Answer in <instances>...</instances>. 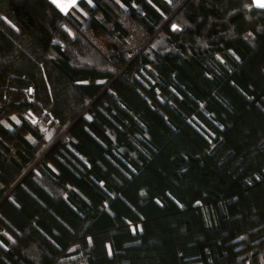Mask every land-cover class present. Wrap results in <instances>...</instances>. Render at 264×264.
<instances>
[{
	"label": "trees",
	"instance_id": "obj_1",
	"mask_svg": "<svg viewBox=\"0 0 264 264\" xmlns=\"http://www.w3.org/2000/svg\"><path fill=\"white\" fill-rule=\"evenodd\" d=\"M78 6L0 0V264H264V9Z\"/></svg>",
	"mask_w": 264,
	"mask_h": 264
},
{
	"label": "built area",
	"instance_id": "obj_2",
	"mask_svg": "<svg viewBox=\"0 0 264 264\" xmlns=\"http://www.w3.org/2000/svg\"><path fill=\"white\" fill-rule=\"evenodd\" d=\"M32 95V93H30V96ZM31 103L32 106H30L26 112H25V118L27 119V121L30 123L31 126L35 127V126H43L44 128H49L50 125L52 124L53 120L52 118H50L49 121L46 120L47 117H49L47 112H44L42 115H39L37 113V111L34 108L35 105V100L31 99Z\"/></svg>",
	"mask_w": 264,
	"mask_h": 264
},
{
	"label": "rangeland",
	"instance_id": "obj_3",
	"mask_svg": "<svg viewBox=\"0 0 264 264\" xmlns=\"http://www.w3.org/2000/svg\"><path fill=\"white\" fill-rule=\"evenodd\" d=\"M78 2H79V0H76V3H75L74 6H68V5H69V0H62V3L65 5L66 10H68V9L71 8V7H76L80 12L84 13V12L82 11V9L78 6ZM91 4H92V3H91ZM60 8H61V7H60ZM101 15H102V17H103L104 19L110 21V20H109L104 14H101ZM138 55H139V53L136 54V52H135V55L133 56V58L136 57V56H138ZM13 119H14V121H15L16 123H20L19 119H17L16 116L13 117ZM43 128H44V127H43ZM44 129H45V128H44ZM51 131H52V130H51ZM47 135H48V137H50V135H52V132H47ZM33 169H34V168H33Z\"/></svg>",
	"mask_w": 264,
	"mask_h": 264
},
{
	"label": "snow or ice",
	"instance_id": "obj_4",
	"mask_svg": "<svg viewBox=\"0 0 264 264\" xmlns=\"http://www.w3.org/2000/svg\"><path fill=\"white\" fill-rule=\"evenodd\" d=\"M53 3L57 4L58 7H61L62 10H66L65 5L62 3V0H52ZM254 4L258 8L264 9V0H253ZM76 0H69L68 6H74Z\"/></svg>",
	"mask_w": 264,
	"mask_h": 264
},
{
	"label": "crops",
	"instance_id": "obj_5",
	"mask_svg": "<svg viewBox=\"0 0 264 264\" xmlns=\"http://www.w3.org/2000/svg\"><path fill=\"white\" fill-rule=\"evenodd\" d=\"M253 3H254V2H253ZM254 5H255V4H254ZM257 8H258V7H257ZM69 9H70V8H69ZM69 9H68V10H69ZM261 9H262V8H261ZM68 10H63V11H65V12H66V11H68Z\"/></svg>",
	"mask_w": 264,
	"mask_h": 264
}]
</instances>
